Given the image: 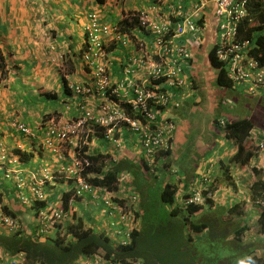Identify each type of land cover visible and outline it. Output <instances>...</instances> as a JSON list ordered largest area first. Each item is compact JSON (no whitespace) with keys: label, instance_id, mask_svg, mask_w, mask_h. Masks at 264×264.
Masks as SVG:
<instances>
[{"label":"crops","instance_id":"crops-1","mask_svg":"<svg viewBox=\"0 0 264 264\" xmlns=\"http://www.w3.org/2000/svg\"><path fill=\"white\" fill-rule=\"evenodd\" d=\"M207 9L201 11L206 13L207 19L198 26L197 34H187L180 39L190 52V60L182 73L184 83L174 91L173 100L177 106L170 105L158 112L160 117H169L175 123L170 144L171 163L164 167L157 163L155 172L151 173L143 168L136 136L127 129L120 133L116 131L120 142L117 146L103 137L101 132L104 129L96 134L89 131L82 143L76 139L59 142L48 126L54 119H75L83 104L98 106L102 102L101 90L92 77L94 70L81 57L89 13L98 14L99 24H115L121 21L125 11H147L153 17L156 13L164 15L168 11L167 4L150 0H0V143L18 159L16 163L3 162L0 165V202L15 214L18 221L22 220L29 232L35 227L33 203H23L20 196L28 200L33 198V180L43 177L46 168L51 175L44 178V201L50 208L60 205L73 186L71 175L64 172L72 168L79 144L86 154L101 156L97 163L103 169L116 162H122L125 170L133 166L135 173L128 172L127 181H116V189L111 190L115 201L120 204H127L131 193L137 194L136 205L129 206L132 211L139 209L142 194L152 195L155 190L154 194L158 195L165 182L177 185L178 196L181 192H189L191 185L196 187L199 177L212 172L219 180L212 193L215 204L248 195L250 185L258 178L251 167L261 166V158L259 155L252 157L245 165L231 162L235 142L226 137L215 120L246 116L258 121L264 114V98L245 94L240 86L224 88L216 84V69L210 63L209 50L217 33L215 18L209 7ZM126 32L128 39L111 35V38L102 36L100 40L104 55L97 63L103 64L108 73L107 89L117 86L127 65L132 67L130 62L137 55L138 42L146 44L147 51H152V37L147 32L136 29V26ZM74 86L84 87L87 91L76 93ZM118 93L121 95L123 91L118 89ZM17 124L26 126L29 133L19 130ZM251 143L248 138L245 146L251 148ZM191 148L199 153L187 158L185 154ZM15 150L32 153V157L23 161ZM112 157L117 160L110 161ZM7 169L10 170L9 176H6ZM262 172L260 179L264 180ZM94 174L90 173V177ZM192 177L196 179L194 183ZM97 196V192L86 193L76 199L70 208L71 222L67 223L74 221V215L80 217L86 226L106 232L113 243L127 242L130 230L139 227L140 217L134 214L131 218L120 219L116 214L103 213V205ZM102 215L105 218L101 221ZM109 218L112 219V228L108 229L105 221ZM247 222L252 229L254 221ZM62 229L50 231L48 237L54 238ZM249 233H243L242 241L251 237ZM194 239L197 241L200 236ZM17 258L0 255V264H9ZM83 258L80 257L75 264H83ZM100 258L101 264H118L112 259Z\"/></svg>","mask_w":264,"mask_h":264},{"label":"built area","instance_id":"built-area-1","mask_svg":"<svg viewBox=\"0 0 264 264\" xmlns=\"http://www.w3.org/2000/svg\"><path fill=\"white\" fill-rule=\"evenodd\" d=\"M150 1L160 5L167 4L166 13L168 14L156 13L153 17L147 11H125L121 16L122 24L120 22L99 24L98 14L89 13V21L85 27L86 41L81 57L82 61L94 70L92 77L96 80L99 91L101 90L102 102L98 106L83 104L80 106L81 112L78 117L69 120L54 119L49 123L48 129L59 142L76 139L80 143L84 141L83 137L89 131L92 130V133L96 134L100 132V129H104L101 132L103 137L117 146L120 142L116 131L120 133L122 129H127L136 136L142 160L147 169L154 173L156 160L160 152L169 148L175 128L171 118L160 117L158 112L170 105L177 106L173 100L174 91L184 83L182 71L189 57V51L180 39L184 35L197 33L196 20L202 18L204 23L207 19L206 13L201 11L208 10L207 7H209L211 16L215 18L214 28L217 39L213 43L214 54L216 59L224 64L226 76L233 87L240 86L245 94L264 95V65L259 64L249 53L250 40L242 39L239 35L238 24L248 12L246 0H176L177 3L175 0L174 3L173 0ZM132 26L147 32L152 37V51H147L146 49L149 48L146 44L138 42L137 55L130 62L132 67L129 68L127 65L117 86L107 89L108 73L103 64L97 63V60L104 55V47L100 40L102 36L111 38V35H122L128 39L126 30ZM118 89L123 91L121 95ZM74 90L76 93L87 91L80 86H74ZM221 123L223 124V121ZM17 126L22 132L29 133L28 128L23 124H17ZM262 136L255 133L250 135L258 151L264 149V133ZM82 149V144L77 145L72 168L64 172L71 175L73 181V186L68 190L67 208H64L61 202L60 205L51 208L45 206L39 209L35 214L33 231L35 237L47 238L50 231H60L67 222H71V205L86 193L97 192V198L99 197L103 205V213L116 214L120 219L134 216V211L130 207L127 208V204L115 201L111 190L105 186L92 184L87 178L90 177L89 172L86 174L87 177L83 175L91 162ZM17 160V156L7 151L0 143V165L3 162L16 163ZM116 160V158H110L112 162ZM43 172V177L33 180L31 201L23 195L20 196L23 203L45 200L42 186L44 178L50 177L51 173L46 168ZM9 173L10 170L7 169L6 176H9ZM128 177L129 173L124 172L116 181L123 183ZM204 189V186L196 185L191 189L192 191L190 190L191 193L187 198L175 196V200L183 205L196 203L200 201L201 192ZM128 200L130 205L135 206L138 201L137 194L131 193ZM19 225L18 219L6 213L0 203V227L14 231L19 228ZM129 233L126 236L128 238ZM22 256L23 254L19 253L18 258L11 260L9 264H20ZM83 259V264L102 263L99 256L87 255ZM140 262V260H129L126 264H141Z\"/></svg>","mask_w":264,"mask_h":264},{"label":"trees","instance_id":"trees-1","mask_svg":"<svg viewBox=\"0 0 264 264\" xmlns=\"http://www.w3.org/2000/svg\"><path fill=\"white\" fill-rule=\"evenodd\" d=\"M246 4L248 12L238 24L239 35L242 39L250 40L249 53L259 64L264 65V0H246ZM196 23L202 26V18L197 19ZM214 52L215 46L212 45L209 60L216 69V84L224 88L233 87L226 76L224 64L216 59ZM189 58L190 52L187 60H190ZM254 96L264 98V95ZM263 116L260 115L258 121L246 116L215 120L221 130L226 132V137L235 142L231 162L245 165L252 157L259 155L261 158V166L251 167L252 173L258 178L250 185L247 196L236 197L231 203L226 201L224 204H215L212 193L219 180L212 172L197 179L196 184L205 187L201 192L200 201L183 205L175 200L177 185L165 182L158 195L151 197L150 194H142L140 197L139 209L134 210V214L140 217V225L130 230L126 243H113L106 232L86 226L80 217L74 215V221L67 223L62 232H58L54 238L35 237L34 232H29L19 218V228L14 231L0 227V255L10 259L22 253L23 264H75L76 260L87 255L103 256L121 264H126L129 260H140L142 264H264V180L260 179L264 171V149L258 151L255 141L250 137L253 133L263 135ZM248 138L252 140L251 148L245 146ZM171 150L169 146L160 152L157 163L163 167L169 166ZM197 152L199 153L197 149L191 148L185 155L187 158H193ZM15 153H19L23 161L32 157V153L20 150H15ZM85 156L91 164L83 175L86 176L88 172L96 173L95 176L86 177L92 184L105 186L109 190L116 189V179L124 171L135 173L133 166L125 170L122 162H116L103 169L97 163L100 155ZM142 163L143 168L147 170L143 160ZM224 174H227V168ZM187 180L191 181V178ZM193 180L196 179L192 177V182ZM231 186L234 187V184ZM193 187L194 184L190 190ZM191 191L183 192L182 197L187 198ZM67 199L68 196L63 199L64 208H67ZM151 200L157 213L153 217L148 214V204ZM45 206V201H34V214ZM2 208L6 213L15 216L5 206ZM212 212L216 214L213 213L214 217L209 218L207 215ZM247 220L254 221L252 229ZM246 231H251L248 234L251 237L242 241L241 236ZM195 236H200V239L196 241ZM210 249L212 251L208 252Z\"/></svg>","mask_w":264,"mask_h":264},{"label":"rangeland","instance_id":"rangeland-1","mask_svg":"<svg viewBox=\"0 0 264 264\" xmlns=\"http://www.w3.org/2000/svg\"><path fill=\"white\" fill-rule=\"evenodd\" d=\"M262 116L264 115V114H261ZM264 117V116H263ZM8 151V150H7ZM2 174H3V172H2ZM138 178H140V177H138ZM230 182V181H229ZM198 186V185H197ZM242 189H243V186H242ZM156 191L154 190V193H155ZM152 194L151 195V197L152 196H154L155 194ZM182 196V192L180 193V195H178V197H181ZM232 200H236L235 198H233ZM232 200H229L228 201V203L230 202H233ZM129 206H130V201L128 200V203H127V208H129ZM148 214L150 215V217H153V216H155L157 213H156V211H155V207H154V205H153V201L151 200V201H149V204H148ZM166 207L168 208V204L166 205ZM245 209V208H244ZM216 214V212H212V213H210V214H208L207 216L210 218H213L214 216H212V214ZM101 214V213H100ZM103 218H105V216H103L102 215V219H101V221L103 220ZM111 221H112V219L111 218H109L107 221H105L106 222V224H105V227H107L108 229L109 228H112L111 226H110V223H111ZM204 249V248H203ZM209 251H212V249H210V250H208V252ZM211 260H209V262H210Z\"/></svg>","mask_w":264,"mask_h":264},{"label":"clouds","instance_id":"clouds-1","mask_svg":"<svg viewBox=\"0 0 264 264\" xmlns=\"http://www.w3.org/2000/svg\"><path fill=\"white\" fill-rule=\"evenodd\" d=\"M174 169H172V171H173ZM175 171V170H174ZM82 257H85V256H82Z\"/></svg>","mask_w":264,"mask_h":264}]
</instances>
